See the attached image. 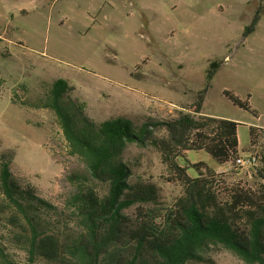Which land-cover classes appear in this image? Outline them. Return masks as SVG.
Segmentation results:
<instances>
[{"label": "rangeland", "instance_id": "obj_1", "mask_svg": "<svg viewBox=\"0 0 264 264\" xmlns=\"http://www.w3.org/2000/svg\"><path fill=\"white\" fill-rule=\"evenodd\" d=\"M258 5V0H0V151L12 153L13 176L66 212L64 200L73 191L66 177L83 172V165L70 156L54 113L24 105L43 97L55 80L72 87L70 97L83 103L95 123L120 118L140 127L185 112L204 87L209 62L218 61L201 114L238 123V156L256 155V163L219 166L205 152H189L177 162L188 167L190 177L196 172L189 165L202 162L226 183L255 184L264 158V12L255 31L242 35ZM224 90L242 101L249 96L257 115L233 106ZM249 127L258 129L253 147ZM153 136L166 138L165 130L155 129ZM122 159L130 183L157 187L158 209L182 195L153 146L130 144ZM9 214H0V235ZM9 251L17 264H27L20 251ZM201 256L193 264H244L220 246H209Z\"/></svg>", "mask_w": 264, "mask_h": 264}, {"label": "trees", "instance_id": "obj_2", "mask_svg": "<svg viewBox=\"0 0 264 264\" xmlns=\"http://www.w3.org/2000/svg\"><path fill=\"white\" fill-rule=\"evenodd\" d=\"M258 1L244 39L264 12V0ZM220 64L209 62L203 89L185 112L162 123L134 127L120 118L95 123L62 79L52 82L43 97L24 103L54 113L70 156L84 169L66 177L73 191L64 200L65 212L41 199L31 184L22 186L11 172L12 153L0 151V214L11 213L0 235V264H17L10 249L20 251L27 264H193L209 246L232 252L244 264H264V158L253 185L226 183L202 162L188 164L196 172L190 177L188 167L177 162L189 152H205L219 166L238 157V123L201 114ZM222 96L257 115L249 96L242 101L227 90ZM160 127L166 138L153 136ZM257 130L249 127L251 147L257 144ZM130 144L153 146L170 173L168 181L182 189L169 208H157L155 185L129 182L131 171L122 158Z\"/></svg>", "mask_w": 264, "mask_h": 264}, {"label": "built area", "instance_id": "obj_3", "mask_svg": "<svg viewBox=\"0 0 264 264\" xmlns=\"http://www.w3.org/2000/svg\"><path fill=\"white\" fill-rule=\"evenodd\" d=\"M257 160L256 155H248V156H238L237 159L234 161V165L240 169L242 168H249L255 165Z\"/></svg>", "mask_w": 264, "mask_h": 264}]
</instances>
